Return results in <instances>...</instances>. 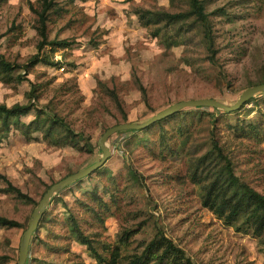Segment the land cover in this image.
Returning a JSON list of instances; mask_svg holds the SVG:
<instances>
[{
  "label": "rangeland",
  "instance_id": "1",
  "mask_svg": "<svg viewBox=\"0 0 264 264\" xmlns=\"http://www.w3.org/2000/svg\"><path fill=\"white\" fill-rule=\"evenodd\" d=\"M202 2L210 46L197 22L188 31L185 26L166 31L177 43L168 45L163 31L152 36L132 12L135 6L186 11L188 0H54L46 13L47 39L68 44L43 46V60L15 69L24 75L20 82L0 80V102L25 103L31 96L37 107L82 133L88 148L55 146L40 133L27 139L14 128L0 140V173L31 198L6 191L0 178V215L20 223L0 226V254L8 256L0 264H16L22 233L45 189L101 158L97 141L106 128L143 122L184 99L211 97L231 104L246 87L264 82V0ZM40 9V0H0V52L9 61L25 64L38 52ZM187 110L194 113H185L181 123V112ZM179 111L160 123L108 137L110 155L104 164L50 198L31 235L25 264L95 261L69 233L68 212L84 232L111 242V264H117L121 250L117 234L127 228L135 232L125 253L139 249L160 229L194 264H264V244L204 207L201 186L187 170L189 159L208 149L213 128L235 173L264 194V90L230 112L211 106ZM34 116L32 108L20 119ZM254 124L256 130L246 133ZM95 194L107 206L101 207ZM92 209L101 211L103 222Z\"/></svg>",
  "mask_w": 264,
  "mask_h": 264
},
{
  "label": "trees",
  "instance_id": "2",
  "mask_svg": "<svg viewBox=\"0 0 264 264\" xmlns=\"http://www.w3.org/2000/svg\"><path fill=\"white\" fill-rule=\"evenodd\" d=\"M188 1L190 7L186 11L169 12L135 6L132 12L138 17L140 23L149 29L150 34L155 37L159 36L161 31L165 34L170 28L179 32L185 26V30L188 31L192 27V23L197 22L203 27L204 36L210 46L212 41L203 2L202 0ZM40 2L41 9L38 11L39 26L37 28L40 36L37 44L38 52L33 54L25 64L11 62L0 52V80L3 82H20L24 75L21 72L15 74V69L18 67L27 69L36 62L43 60V57L39 56V51L43 46L50 45L54 47L68 44L65 39H47L46 13L52 8L54 0H40ZM189 18L192 19L188 21ZM163 38H168L171 41L173 36L165 34ZM173 44L177 43L172 41L168 43V45ZM141 89L144 94V88L141 87ZM109 91L114 93L113 90L109 89ZM31 98L30 96L25 103L15 102L11 105L0 102V140L6 138L11 129L14 128L22 132L27 139H37L36 133H40L42 139L55 146L69 145L78 149L88 148V143L81 142L83 140L82 133L73 130L56 113H48L37 107L31 101ZM115 98L117 105L123 112V117L126 119L120 101L117 97ZM32 108H35V116L27 122L21 120V115L27 114ZM185 113L191 116L194 111L181 112V123H184L183 116ZM177 114L174 113L171 117H175ZM197 117L200 118L201 114L198 113ZM233 127L240 131H243L244 128L238 124H234ZM256 127L258 126L254 124L252 128L245 129L246 133L254 132ZM209 139L208 149L200 155L192 156L189 159L187 169L191 180L201 186V204L220 218L222 223L234 226L235 230L243 233H252L264 244V194L235 173L233 162L225 152L213 128L210 129ZM0 178L6 182V191L15 193L24 199H31L18 187L12 185L4 174L0 173ZM94 196L101 207L107 206L99 195L95 194ZM92 212L97 220L103 222L101 211L92 209ZM66 222L68 231L75 241L85 245L89 255L95 260L93 263L87 264H111L113 262L114 252L111 242L101 239L98 233L84 232L79 220L71 212L67 213ZM0 226L14 227L20 226V223L15 219L0 215ZM134 232L133 229L127 228L117 234L115 244L121 247L117 264H194L191 258L186 255L184 249L160 229H157L154 235L144 242L139 249L125 253L124 249L129 244L130 236ZM7 260V255L0 254V263ZM82 264L86 263L82 262Z\"/></svg>",
  "mask_w": 264,
  "mask_h": 264
},
{
  "label": "water",
  "instance_id": "3",
  "mask_svg": "<svg viewBox=\"0 0 264 264\" xmlns=\"http://www.w3.org/2000/svg\"><path fill=\"white\" fill-rule=\"evenodd\" d=\"M264 90V82L257 83L252 86L246 87L239 97L231 104H227L223 101H220L215 98L211 97H204V98H197V99H184L179 100L171 104L170 106L158 111L157 113L153 114L147 120L143 122H122L114 124L108 128H106L101 136L99 137L97 144L102 151V156L99 160L94 161L93 163L83 167L77 171L69 173L59 179L58 181L51 183L48 188L43 192L41 198L38 201V204L34 207L31 217L28 220L27 227L22 233L21 242L19 245V252H18V259L16 264H25L27 253H28V246L30 242L31 235L34 229L37 227L40 218L45 211V208L53 196V194L61 187H64L71 183L74 180L81 179L84 176L95 171L97 168L102 166L105 160L110 155V149L106 145V140L110 137L113 133L124 130V129H142L145 128L154 122H157L167 116H170L184 107L188 106H211L216 108H221L225 111H234L239 109L246 101H248L256 92Z\"/></svg>",
  "mask_w": 264,
  "mask_h": 264
}]
</instances>
